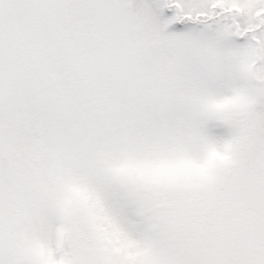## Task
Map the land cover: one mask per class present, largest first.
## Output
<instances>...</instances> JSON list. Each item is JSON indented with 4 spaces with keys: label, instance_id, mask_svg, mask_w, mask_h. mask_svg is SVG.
I'll use <instances>...</instances> for the list:
<instances>
[{
    "label": "snow or ice",
    "instance_id": "1",
    "mask_svg": "<svg viewBox=\"0 0 264 264\" xmlns=\"http://www.w3.org/2000/svg\"><path fill=\"white\" fill-rule=\"evenodd\" d=\"M0 264H264V0H0Z\"/></svg>",
    "mask_w": 264,
    "mask_h": 264
}]
</instances>
